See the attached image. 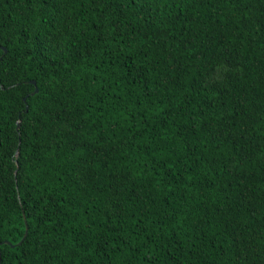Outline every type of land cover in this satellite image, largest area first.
<instances>
[{
    "label": "trees",
    "instance_id": "trees-1",
    "mask_svg": "<svg viewBox=\"0 0 264 264\" xmlns=\"http://www.w3.org/2000/svg\"><path fill=\"white\" fill-rule=\"evenodd\" d=\"M0 264H264V0H0Z\"/></svg>",
    "mask_w": 264,
    "mask_h": 264
},
{
    "label": "water",
    "instance_id": "water-1",
    "mask_svg": "<svg viewBox=\"0 0 264 264\" xmlns=\"http://www.w3.org/2000/svg\"><path fill=\"white\" fill-rule=\"evenodd\" d=\"M1 48H2V50H3V52H4V51H5L4 48H3V47H1ZM29 82H30L31 84L34 85V81H33V80H30ZM36 91H37V88L34 87L33 92H36ZM24 110H26V106L24 107ZM25 232H26V227H25V229H24V233H23V235H22L20 241H21V240L23 239V237L25 236ZM20 241H19V242H20ZM19 242H18V243H19Z\"/></svg>",
    "mask_w": 264,
    "mask_h": 264
}]
</instances>
